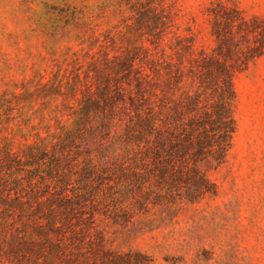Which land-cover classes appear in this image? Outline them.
<instances>
[{"label":"trees","instance_id":"1","mask_svg":"<svg viewBox=\"0 0 264 264\" xmlns=\"http://www.w3.org/2000/svg\"><path fill=\"white\" fill-rule=\"evenodd\" d=\"M176 1L60 9L44 74L0 91V264H116L100 217L127 224L216 195L234 77L264 55V19L212 3L208 51L176 33Z\"/></svg>","mask_w":264,"mask_h":264},{"label":"rangeland","instance_id":"2","mask_svg":"<svg viewBox=\"0 0 264 264\" xmlns=\"http://www.w3.org/2000/svg\"><path fill=\"white\" fill-rule=\"evenodd\" d=\"M214 2L235 4L264 19V0H177L176 33L193 34L197 48L209 51L214 40L207 9ZM93 4L90 0V9ZM70 5L84 3L0 0V91L44 74L52 15ZM64 46L79 49L74 39L59 44ZM234 89L233 147L225 163L208 174L216 195L156 208L127 224L100 217L97 229L104 234L105 251L120 255L116 264H264V55L236 74Z\"/></svg>","mask_w":264,"mask_h":264}]
</instances>
